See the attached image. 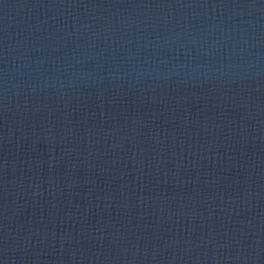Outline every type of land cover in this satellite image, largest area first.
I'll return each instance as SVG.
<instances>
[{"label":"water","instance_id":"obj_1","mask_svg":"<svg viewBox=\"0 0 264 264\" xmlns=\"http://www.w3.org/2000/svg\"><path fill=\"white\" fill-rule=\"evenodd\" d=\"M0 264H264V0H0Z\"/></svg>","mask_w":264,"mask_h":264}]
</instances>
